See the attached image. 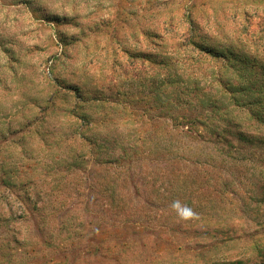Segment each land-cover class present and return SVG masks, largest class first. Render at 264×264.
I'll return each instance as SVG.
<instances>
[{
	"label": "rangeland",
	"instance_id": "obj_1",
	"mask_svg": "<svg viewBox=\"0 0 264 264\" xmlns=\"http://www.w3.org/2000/svg\"><path fill=\"white\" fill-rule=\"evenodd\" d=\"M219 88L264 104V0H0V264H264V123Z\"/></svg>",
	"mask_w": 264,
	"mask_h": 264
},
{
	"label": "trees",
	"instance_id": "obj_2",
	"mask_svg": "<svg viewBox=\"0 0 264 264\" xmlns=\"http://www.w3.org/2000/svg\"><path fill=\"white\" fill-rule=\"evenodd\" d=\"M188 22H191V19L188 20ZM183 42H181L180 44H177V47H184V48H190L188 49V51L194 52L196 51L198 54H204L207 53L208 55L211 56L212 59H216L217 56H221V57H227L228 55H225V53L223 52H215L213 49L211 48H206L202 43L196 41L193 38V33L192 30L191 31H187V33L183 34ZM201 56H199L200 58ZM231 58V57H229ZM232 60L236 61H240V59L233 57L231 58ZM232 61H230V59L228 60V62H226L225 64L221 65V68H223V72L226 71L227 67H231L232 68ZM222 74H216L218 77H220V79H217V82L219 84H221V78H222ZM174 77L173 75H169ZM175 81L178 82L180 80L181 77L178 76L174 77ZM207 80V79H206ZM205 80V81H206ZM194 81H197V79H195ZM170 82V81H169ZM166 83V80L164 81V79L161 81V85ZM210 85H213V81H209ZM230 86V85H228ZM218 86H215V88ZM194 89H197L196 92H194V96L196 93L195 98H199V95L197 96L198 93V87L197 85H195L193 87ZM230 87H225V89H229ZM65 89L67 90H73L76 91V93H79V89L77 86H70L67 85L65 86ZM238 90V92L241 91H245L244 94L248 95L250 94L249 91L246 92V90H248L247 87H244V85H241L240 87H233L232 88V92ZM220 91V88H219ZM230 91V89H229ZM227 91V92H229ZM229 92V95H227V93L221 92L218 93V90H216V92L213 95H208L209 97L206 99V104L207 105H211L213 109L215 110H220V106L223 104V100H227L228 102H234L235 107L231 108V109H226L225 113L227 116V120L229 122H232V120H235L236 122H253L254 123H259L262 124L264 123V104L259 103L258 99H250V101H239L238 96H236V94ZM57 95V91L53 90L52 92H50V95L48 96V98L45 99V101L48 103V107L50 108L49 113L51 114L53 112L56 113V109H60L58 106L55 105V103L51 102V99L53 97H56ZM65 96V93H64ZM78 96V100L76 102H74V104L70 107V109H61V113L66 114V116H63L66 118V121L69 123V126L74 127L73 130L78 131L79 128H81V130L84 129H91V126L95 123V120L92 119V113H95L98 111V109L100 107H104L105 103H96L93 105V101L84 99L83 97H80L81 95L77 94ZM198 101H201V99L199 98ZM46 107V106H45ZM45 107L43 108V110L41 109V111H43V113H45L46 109ZM45 109V110H44ZM81 110V112H80ZM90 110L93 111L92 113H90ZM96 110V111H94ZM227 111V112H226ZM240 111H245L246 117L243 116ZM103 115L106 116V114H110V112L106 111V112H102ZM36 116V115H35ZM78 120L82 121V123H79ZM107 120V119H105ZM37 133V131H35ZM242 137V136H240ZM1 160V159H0ZM6 165L8 167H6ZM13 165V164H11ZM11 165H9L8 163H6V161L4 159L1 160L0 163V169L2 170V175L0 176V181L2 183H9L12 184L14 182V179H12L13 176V171L15 167H10ZM12 174V175H11ZM262 174H264L262 172ZM6 178H8L6 180ZM14 178V177H13Z\"/></svg>",
	"mask_w": 264,
	"mask_h": 264
},
{
	"label": "clouds",
	"instance_id": "obj_3",
	"mask_svg": "<svg viewBox=\"0 0 264 264\" xmlns=\"http://www.w3.org/2000/svg\"><path fill=\"white\" fill-rule=\"evenodd\" d=\"M170 207L180 220L187 221L197 216V213L194 211L192 207H190L186 203H182L179 200L172 201Z\"/></svg>",
	"mask_w": 264,
	"mask_h": 264
}]
</instances>
